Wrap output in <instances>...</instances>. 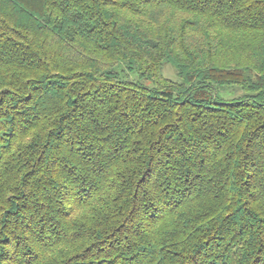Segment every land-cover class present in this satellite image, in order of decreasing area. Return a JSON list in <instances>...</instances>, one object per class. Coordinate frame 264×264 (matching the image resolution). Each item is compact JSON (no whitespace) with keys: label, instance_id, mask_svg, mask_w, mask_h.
I'll use <instances>...</instances> for the list:
<instances>
[{"label":"trees","instance_id":"trees-1","mask_svg":"<svg viewBox=\"0 0 264 264\" xmlns=\"http://www.w3.org/2000/svg\"><path fill=\"white\" fill-rule=\"evenodd\" d=\"M0 264H264V0H0Z\"/></svg>","mask_w":264,"mask_h":264},{"label":"rangeland","instance_id":"rangeland-1","mask_svg":"<svg viewBox=\"0 0 264 264\" xmlns=\"http://www.w3.org/2000/svg\"><path fill=\"white\" fill-rule=\"evenodd\" d=\"M163 74L171 79H177V73H176V69L174 68L173 65H171L170 63H165L164 67H163ZM131 79L132 80H138L137 76L135 74L131 75ZM146 85H151V82L149 81H141ZM220 96L225 99V100H229V99H234V98H238L241 94H242V90L239 87H234V88H222L220 89Z\"/></svg>","mask_w":264,"mask_h":264}]
</instances>
